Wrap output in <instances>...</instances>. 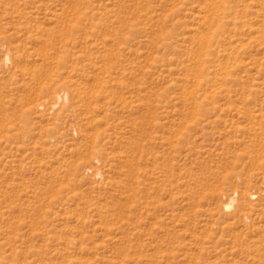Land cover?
<instances>
[{"label":"rangeland","instance_id":"rangeland-1","mask_svg":"<svg viewBox=\"0 0 264 264\" xmlns=\"http://www.w3.org/2000/svg\"><path fill=\"white\" fill-rule=\"evenodd\" d=\"M222 6L0 0V264H264V50Z\"/></svg>","mask_w":264,"mask_h":264},{"label":"bare ground","instance_id":"bare-ground-1","mask_svg":"<svg viewBox=\"0 0 264 264\" xmlns=\"http://www.w3.org/2000/svg\"><path fill=\"white\" fill-rule=\"evenodd\" d=\"M217 1H218V5H221V6L222 5L224 6L225 4H227V0H217ZM252 3H254V0H251L248 5L245 3V0H237L239 9L236 13V17L238 19V23H237L238 33H239L238 34L239 36L238 53L240 57V67H242L241 64L244 61L243 56L245 54L248 53L252 58V53L250 54V50L256 47V45H258L257 47L260 46V48L264 50V21H263V24H260V22L259 23L255 22L256 16L252 17L251 12L248 13V8L249 9L252 8L250 5ZM208 32H212L211 29H209L206 33ZM203 35L204 36H202L199 41L200 48H204V47L206 48V45H205L206 35L205 33ZM253 61L254 59H251V62ZM231 205L232 204L226 206V208L230 209Z\"/></svg>","mask_w":264,"mask_h":264}]
</instances>
